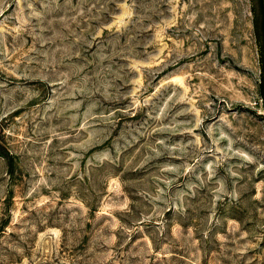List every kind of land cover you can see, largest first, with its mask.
<instances>
[{
  "label": "rangeland",
  "instance_id": "1",
  "mask_svg": "<svg viewBox=\"0 0 264 264\" xmlns=\"http://www.w3.org/2000/svg\"><path fill=\"white\" fill-rule=\"evenodd\" d=\"M260 17L0 0V264H264Z\"/></svg>",
  "mask_w": 264,
  "mask_h": 264
},
{
  "label": "trees",
  "instance_id": "2",
  "mask_svg": "<svg viewBox=\"0 0 264 264\" xmlns=\"http://www.w3.org/2000/svg\"><path fill=\"white\" fill-rule=\"evenodd\" d=\"M260 33L259 36V47H260V63H261V74H260V94L263 99V110H264V25H263V0H261V17H260ZM257 26V24L255 23Z\"/></svg>",
  "mask_w": 264,
  "mask_h": 264
},
{
  "label": "water",
  "instance_id": "3",
  "mask_svg": "<svg viewBox=\"0 0 264 264\" xmlns=\"http://www.w3.org/2000/svg\"><path fill=\"white\" fill-rule=\"evenodd\" d=\"M263 23H264V0H263Z\"/></svg>",
  "mask_w": 264,
  "mask_h": 264
}]
</instances>
